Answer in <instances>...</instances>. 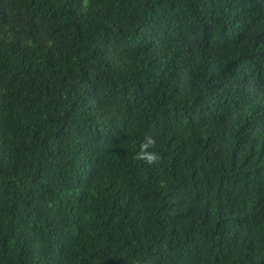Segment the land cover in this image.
Wrapping results in <instances>:
<instances>
[{"label": "trees", "instance_id": "trees-1", "mask_svg": "<svg viewBox=\"0 0 264 264\" xmlns=\"http://www.w3.org/2000/svg\"><path fill=\"white\" fill-rule=\"evenodd\" d=\"M0 264H264V0H0Z\"/></svg>", "mask_w": 264, "mask_h": 264}, {"label": "clouds", "instance_id": "clouds-1", "mask_svg": "<svg viewBox=\"0 0 264 264\" xmlns=\"http://www.w3.org/2000/svg\"><path fill=\"white\" fill-rule=\"evenodd\" d=\"M156 139L151 134H145L143 140L140 143V149L136 154V158L144 161L145 163L151 165L158 164L162 157L155 151Z\"/></svg>", "mask_w": 264, "mask_h": 264}]
</instances>
